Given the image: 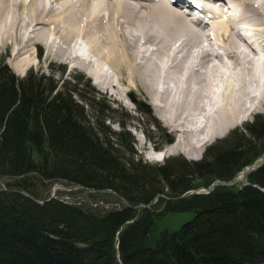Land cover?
<instances>
[{"label":"trees","instance_id":"1","mask_svg":"<svg viewBox=\"0 0 264 264\" xmlns=\"http://www.w3.org/2000/svg\"><path fill=\"white\" fill-rule=\"evenodd\" d=\"M64 72L19 78L0 59V264H264V162L232 184L264 155V117L198 162L150 165L127 124L106 125L118 111ZM54 184L110 191L122 206L50 198ZM180 215L177 228L161 227Z\"/></svg>","mask_w":264,"mask_h":264},{"label":"bare ground","instance_id":"2","mask_svg":"<svg viewBox=\"0 0 264 264\" xmlns=\"http://www.w3.org/2000/svg\"><path fill=\"white\" fill-rule=\"evenodd\" d=\"M40 40L112 96L146 89L191 159L264 105V0H0L15 72Z\"/></svg>","mask_w":264,"mask_h":264},{"label":"rangeland","instance_id":"3","mask_svg":"<svg viewBox=\"0 0 264 264\" xmlns=\"http://www.w3.org/2000/svg\"><path fill=\"white\" fill-rule=\"evenodd\" d=\"M128 1V0H127ZM130 1V0H129ZM52 7H56V3L52 5ZM79 43H83L82 46L87 50L86 43L82 42L79 39H75ZM74 42V41H73ZM47 44L44 40H40L35 49H33L32 53L28 55V59L31 62V65L21 71L20 73L15 72V70L11 67V64L16 63L18 59H13L12 56V45L9 43L5 47H0V59H5V63L11 68L13 73L22 78L28 71L32 70L34 72L42 71L47 74L50 73V66L55 71H60L64 69V79L67 81L72 80L73 76L81 75L84 79L88 80L91 87L102 94L105 99L110 103L112 109H114L115 113H108L110 116V121L106 123L107 126L110 127L111 130L118 132L119 127L117 123L127 124L128 130L132 136V140L134 142L133 149L137 153L138 157L142 159L143 162L150 165H163L164 162L168 158L173 157H182L190 162H198L202 160L204 153L216 144L218 141L224 140L232 135V132L237 131L238 133H244V126L246 124L252 123L256 117L261 116L264 117V105L260 106L257 111L247 118L243 123L237 125L235 128L227 132L224 136H221L214 141L206 144L203 147L197 158H189L182 151H173L172 146L174 144L173 138L171 137V133L169 129H166L164 123L161 121L160 117L156 112V108L151 104L149 97L151 98L149 92L146 89H140L139 91L134 88H129L125 91L124 88L118 87V94L116 96H112V91L102 89L98 87L88 69L85 67H80L68 59L65 61L61 56H58L53 51H49V48L46 46ZM74 46L73 43L71 44ZM145 54L149 55V51L152 49L150 46H143ZM94 59V58H93ZM94 62V61H93ZM105 68V67H104ZM106 70V68H105ZM258 84L259 82L256 81ZM117 90V88H116ZM125 91V92H124ZM127 92L132 93V95L136 98V101L145 102L148 105L149 110H145L144 112L139 113L138 109L134 104H132L127 97ZM122 113V114H121ZM137 158V157H136ZM264 159V155L257 161L254 167L248 168L244 173L236 178V182L232 184L239 185L244 181L245 175L262 166L260 162ZM264 162V160H263ZM4 181H0V186L3 185ZM75 195L76 197L68 196ZM50 196L61 198L67 202H76V203H87L90 206L99 207L104 211L118 209L122 206L121 199L116 196L112 192H104V193H96L92 190H81L78 188L67 187L61 184H54L50 189ZM188 219L187 216L184 215L174 216L167 218L161 224L163 229H175L180 226L183 222Z\"/></svg>","mask_w":264,"mask_h":264},{"label":"water","instance_id":"4","mask_svg":"<svg viewBox=\"0 0 264 264\" xmlns=\"http://www.w3.org/2000/svg\"><path fill=\"white\" fill-rule=\"evenodd\" d=\"M263 159V158H262ZM264 160V159H263ZM263 160L260 162V164H263ZM258 168V167H257ZM236 182V181H235ZM50 198H52V197H50Z\"/></svg>","mask_w":264,"mask_h":264}]
</instances>
